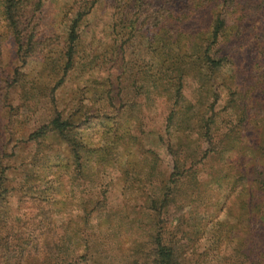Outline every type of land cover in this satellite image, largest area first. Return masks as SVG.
<instances>
[{
	"label": "rangeland",
	"instance_id": "1",
	"mask_svg": "<svg viewBox=\"0 0 264 264\" xmlns=\"http://www.w3.org/2000/svg\"><path fill=\"white\" fill-rule=\"evenodd\" d=\"M72 1L42 0L34 27L27 30L34 47L28 50L25 59L19 58L16 42L7 34L0 18V157L4 152L8 156L3 165L10 168L7 175L13 188L0 207V234L9 240L11 251L14 248L17 252H29L34 246L43 245L45 238L41 232L46 222L35 201L25 197L27 201L22 202L21 187L31 174L32 160L38 151L27 138L47 123L51 90L58 108L65 114L79 112L77 118L81 121L82 112L91 106L89 100L98 87L100 91H109L117 106L121 99H133V111H126L129 114L124 113L117 122L121 131L128 129L137 141L124 143L116 161L102 173L84 170L75 181L73 177L62 178L66 172L63 169L57 171L59 177L51 184L64 191L53 201L52 227L56 237L61 239L74 226L79 227L84 237L95 241L97 264H127L128 254L134 249L150 248L151 232L158 222L166 232L164 236L182 238L187 245L183 264H264V217L262 224L254 223L251 217L258 216L247 214L239 204L246 183L243 176L251 181L256 174L264 177V128L259 117L261 108L256 107V99L264 98L260 93L264 90V27L258 21L252 24L248 20L241 42L233 48L223 46L231 54L230 61L217 81L221 85L214 110L219 135L215 141L219 144L228 138L237 151L242 150L244 160L240 170L244 171L239 170V152L206 157L202 144L196 147L201 141L194 134L181 152L186 172L172 186L174 200L166 203L161 216H157L150 209L153 199L148 197L155 194L159 198L171 186L172 161L166 147L171 139L165 122L172 103L166 95L152 96L149 103L142 95L132 98L129 85L131 71L149 59L147 46L152 34L135 32L124 43L126 31L118 35L112 28L111 0H95V9L82 25L72 58L67 61L62 57L64 45L60 41L65 36L63 14ZM244 2L239 0L242 7ZM16 74L25 80V85L15 84L6 88V93L4 83H9ZM182 86L185 99L195 102L199 95L195 80L186 78ZM227 88L235 92L233 98L241 107L223 112L229 99ZM243 98L246 108L239 101ZM242 117L246 120L238 124ZM78 133L87 146L100 141L99 132L79 129ZM64 148V145L58 149L53 146L52 150L44 148L39 157H47L50 163L59 165L65 160ZM93 165L97 168V161ZM147 173L151 174L152 184L142 180ZM47 187L43 188L50 194ZM96 202L104 203L98 212H104L112 221L106 233L102 231L99 236H93L98 213L91 210L87 214V209ZM259 204H263L264 210V201L258 203L254 198L252 206ZM32 222L36 229L44 222L36 241L30 227ZM26 262L36 264L38 257H27Z\"/></svg>",
	"mask_w": 264,
	"mask_h": 264
},
{
	"label": "trees",
	"instance_id": "2",
	"mask_svg": "<svg viewBox=\"0 0 264 264\" xmlns=\"http://www.w3.org/2000/svg\"><path fill=\"white\" fill-rule=\"evenodd\" d=\"M244 1L245 5L242 7L239 0H111L112 28L118 35H124L126 31L127 40L124 43L129 41L128 35L135 32L152 34L147 46L148 61L136 67L130 74L132 98L142 95L144 101L149 103L152 96L166 95L172 103L165 122V129L171 139L166 145L172 161L169 178L171 186L166 187V191H163L159 198L155 194L148 197L153 199L150 209L157 216H161L166 203L174 200L172 186L176 185L186 172L181 152L194 134L198 137L197 141H201L196 147L202 144L206 157L239 152V170L243 165L242 150L237 151V146L231 141L228 142V138L220 140L219 144L215 141L218 135L215 130L218 118L214 110L221 85L217 84V81L231 55L223 50V46L229 45L233 48L241 42L244 31L248 29L245 26L248 20L252 24L258 21L264 27V0ZM95 5V0H73L66 7L63 14L65 36L61 38L60 43L64 45L62 57L67 61L72 58L82 25L95 9ZM41 8L42 0H0V18H3L7 34L16 42L20 59L27 58L28 50L34 47L31 38L27 37V30L34 27V21ZM262 34L264 38V31ZM17 75L20 74L11 78L9 83H4L5 89L25 85V80ZM186 78H192L198 85L199 95L195 102H188L181 93ZM227 90L229 99L223 112L241 107L233 98L235 92L230 88ZM53 93L51 90L48 98L47 123L28 135L27 141L33 143L38 151L32 160L31 174L26 176L21 187L24 189L22 202L27 201L25 197L35 201L46 222V228L41 232L45 237L43 245L39 246L37 243L38 245L29 252H17L14 248L11 251L9 240L0 234V264H26L27 257H38L36 264H97L96 252L93 249L95 241L84 237L79 227L74 226L73 230L67 231L66 236H61V239L56 237V231L52 227L53 201L64 188H57L51 183L52 180L58 179L59 175L56 173L60 169L66 171L62 178L73 177L75 181L78 180L77 176L81 178L84 170H91L95 174L102 173L105 167H110L111 163L116 161L119 148L124 143L129 145L137 141L128 129L121 131V125L117 122L118 118L125 116L124 113L127 115L133 111V99H121L117 106L109 91H100L97 87L89 100L91 106L82 112L83 119L78 121L79 112L65 114L58 108ZM260 93L264 94V90ZM244 99L239 101H242L243 108H246ZM256 104L257 108H261L262 115L258 116L262 118L264 128V98L256 99ZM122 108L125 109L124 112ZM128 110L129 113L126 112ZM242 112L244 113V110ZM229 116L232 117V114ZM245 120L246 117L238 119V124ZM79 129L99 132V143L94 146L85 145L78 133ZM63 145L66 156L61 164L56 165L50 163L47 157H39L42 149L52 150L53 146L58 149ZM147 153L155 155L149 150ZM3 155L0 157V207L4 199L13 193L7 175L10 168L3 165V160L8 156L5 152ZM96 161L97 168L93 165ZM146 166L150 167L148 162ZM253 173H257L255 169ZM142 180L152 184L151 174L147 173ZM243 180L246 183L242 190L243 199L239 201L240 207L247 214L258 216L251 219L259 224L263 222V204L252 206V201L254 198L258 203L264 201V177L260 178L256 174L252 181L245 176ZM46 185L50 194L43 188ZM60 186L62 187L59 181ZM35 193L36 196L32 195ZM103 205L104 203L96 202L93 208L87 209L88 215L92 211L98 213V223L93 230V233H96L93 236L103 235L102 231L106 233L108 224L112 223L108 215L98 212ZM43 223L41 222V226ZM158 225L156 222L155 229L151 232L150 248L145 251L134 249L128 254L127 264H183L188 253L184 240L170 234L164 236L166 232ZM41 226L38 225L36 229L33 222L30 224L34 229L32 235L35 241L37 231L43 230Z\"/></svg>",
	"mask_w": 264,
	"mask_h": 264
}]
</instances>
